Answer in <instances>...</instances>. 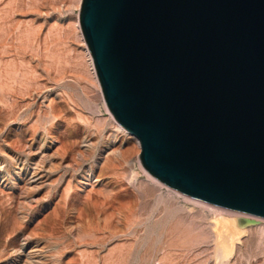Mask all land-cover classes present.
Masks as SVG:
<instances>
[{
	"label": "rangeland",
	"instance_id": "374dc122",
	"mask_svg": "<svg viewBox=\"0 0 264 264\" xmlns=\"http://www.w3.org/2000/svg\"><path fill=\"white\" fill-rule=\"evenodd\" d=\"M81 4L0 0V264L33 247L38 264H264V219L248 215L225 255L210 224L232 211L144 169L106 105Z\"/></svg>",
	"mask_w": 264,
	"mask_h": 264
},
{
	"label": "water",
	"instance_id": "95a60500",
	"mask_svg": "<svg viewBox=\"0 0 264 264\" xmlns=\"http://www.w3.org/2000/svg\"><path fill=\"white\" fill-rule=\"evenodd\" d=\"M80 26L144 169L264 219V0H82Z\"/></svg>",
	"mask_w": 264,
	"mask_h": 264
},
{
	"label": "bare ground",
	"instance_id": "6f19581e",
	"mask_svg": "<svg viewBox=\"0 0 264 264\" xmlns=\"http://www.w3.org/2000/svg\"><path fill=\"white\" fill-rule=\"evenodd\" d=\"M137 143L139 144L138 140H137ZM94 198H96V197H94ZM92 200H91V202H92ZM108 201L109 200H107V202ZM110 201H112V199ZM110 201H109V203H106V204H108V205L111 204ZM94 202H96V201H94ZM111 205H110V208H111ZM79 206H74V207H78V209H79ZM71 207H73V206H71ZM81 208L84 209L83 207H80V210H81ZM114 208H115V205H114ZM114 210L116 211V208ZM78 212H80V211L78 210ZM82 212H84V210H82ZM98 212H99V209H98ZM107 212L109 213V210ZM78 214H80V213H78ZM83 214H85V212L82 213V216H83ZM103 216H104V214H103ZM247 216L248 215L237 213V212L236 213H233V212L227 213L226 212V214H218L212 219V222L210 224L212 226V232H213V235L217 241V245L219 246L220 250H222L223 254L228 255L233 250H235V247L237 248L236 244H238V242L241 241V238H243V236H245L246 233L249 234L248 229H250V227H252V225H254L256 222H258L257 220H254V219H251V220L248 219ZM100 217H102V216L100 215ZM242 217H244V218H242ZM249 217H251V216H249ZM83 218H84V216H83ZM253 218H257V217H253ZM86 220H87V218H86ZM95 221H96V219H95ZM246 236H247V234H246ZM17 252L19 254H22L23 259H21L20 264H38V263H41L42 260L44 259L43 253L40 251V249H37L35 247H33L29 251H25L23 248H20L19 250H17Z\"/></svg>",
	"mask_w": 264,
	"mask_h": 264
}]
</instances>
